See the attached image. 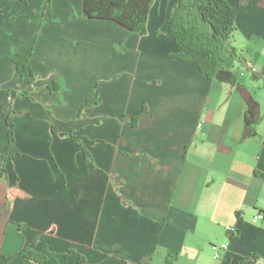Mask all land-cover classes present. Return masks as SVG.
I'll return each instance as SVG.
<instances>
[{
  "label": "crops",
  "instance_id": "obj_1",
  "mask_svg": "<svg viewBox=\"0 0 264 264\" xmlns=\"http://www.w3.org/2000/svg\"><path fill=\"white\" fill-rule=\"evenodd\" d=\"M177 1L156 0L141 35L88 19L83 0H0V147L13 110L20 151L0 178L2 253L34 237L46 252L44 236L71 240L74 260L55 254L59 264H80L78 255L81 264L264 260V215L256 217L264 214L263 86L237 75L261 111L257 134L243 139L247 102L238 84L209 80L194 63L171 57L176 41L157 32L166 33ZM228 1L238 6L236 37L241 27L244 40L237 47L247 60L228 65L264 77V5ZM15 52L30 55L37 77L17 72ZM52 81L56 94L47 87ZM138 115L134 127L130 117ZM9 191L20 199L8 207ZM7 228L33 232L12 252ZM218 244L226 248L215 257ZM171 250L177 259L167 263ZM9 264L40 263L16 257Z\"/></svg>",
  "mask_w": 264,
  "mask_h": 264
},
{
  "label": "trees",
  "instance_id": "obj_2",
  "mask_svg": "<svg viewBox=\"0 0 264 264\" xmlns=\"http://www.w3.org/2000/svg\"><path fill=\"white\" fill-rule=\"evenodd\" d=\"M48 1L51 2V0ZM155 1L83 0L82 13L88 19L115 21L134 33L144 35L150 30L148 23L151 8H153ZM248 2L258 6L264 5V0H239V5ZM237 10L238 6L232 5L228 0H178L171 9L168 28L164 35L173 38L177 43L178 50L171 54V57L179 59V61L194 63L200 70L199 72L209 80L238 84L239 91L247 102L243 134V139H246L257 134L261 111L259 102L253 94L246 86L238 82V69L228 65L230 59L237 60L241 65L247 64L241 49L234 45L238 32ZM12 62L22 77L38 76L37 71L31 66L29 54L15 52L12 56ZM251 75L255 80L263 78V75L255 70H252ZM47 87L53 94L58 92V85L54 81L49 83ZM8 93L11 95V91L8 90ZM22 93L34 100L28 92L22 90ZM89 104L90 98L85 100L82 109L88 107ZM145 111V106H143L140 115H143ZM12 113H14L13 110L6 117L7 141L0 147V178H7L6 162L20 153L16 144L17 138L14 130L15 124L11 118ZM140 115L130 117L132 126L138 125ZM52 131L56 132V129L53 127ZM69 135L80 143V136ZM81 146L84 155L91 159V154L83 146V143ZM18 198L20 199V196H16L15 193L9 191L8 207ZM49 231L52 234L55 233L54 228H50ZM236 234L237 232L232 233V235ZM37 240L38 238L34 237L24 247L9 255L0 252V264H9L16 257L33 260L40 264H59L58 258L37 250ZM177 254V251H169L166 254L165 261L174 263ZM77 257V262H80V264L85 261V258L81 255Z\"/></svg>",
  "mask_w": 264,
  "mask_h": 264
},
{
  "label": "rangeland",
  "instance_id": "obj_3",
  "mask_svg": "<svg viewBox=\"0 0 264 264\" xmlns=\"http://www.w3.org/2000/svg\"><path fill=\"white\" fill-rule=\"evenodd\" d=\"M240 5H242V4H240ZM239 30H240V36H239V38L236 37L237 40L234 41V45L235 46L239 45V43L243 44V42H242V40H244L243 30L241 29V27H239ZM157 32L160 33V34H165V32L160 30V29H157ZM243 48L245 49V47H243ZM239 49H241V48H239ZM256 61H257V63L259 65H262L261 64L262 60H256ZM237 64H239V63H237ZM234 69H237V67H235ZM251 72L252 71H250V70L249 71L246 70V71L241 72V73H240V71H237V75L242 76L243 74L244 75L246 74V76H244L242 79L244 80V82H246L249 85L264 86L263 85L264 77L255 80L252 77ZM258 95H259V98L264 102V93H263V91H261L260 94H258ZM10 224L16 225L15 223L9 222V223H7L8 228H9ZM7 225H6V227H7ZM8 228L6 229L7 234H6V240L5 241H7L8 246L11 248L10 251H12V252L15 251L16 249H18V247L22 245V242L24 241V238L28 239L29 237H31L30 236L31 232H33V229L29 228V229L25 230V231H29L28 232L29 234L28 233L27 234L26 233H20V231H18L20 234L15 235L14 233L13 234L10 233ZM39 243H41L42 246L47 249L46 252H43V253H45L47 255L55 257V254H56V255H58L61 258V260H64L65 262H72L74 260L73 257H69V255H68L69 254L68 251L71 248L67 247V245L68 246L71 245V240H69L66 243L65 241L63 242V240H60V239L59 240L50 239V237L41 236V237H39ZM2 249H3V247H2V245H0V252H1Z\"/></svg>",
  "mask_w": 264,
  "mask_h": 264
},
{
  "label": "built area",
  "instance_id": "obj_4",
  "mask_svg": "<svg viewBox=\"0 0 264 264\" xmlns=\"http://www.w3.org/2000/svg\"><path fill=\"white\" fill-rule=\"evenodd\" d=\"M263 215L264 214L262 212H260L259 214H257L256 217L257 218H262ZM226 229H227L228 232H231V233H233L235 231V228L233 226H231V225L226 226ZM213 248L215 250V255L214 256L215 257H220L221 256V251L226 248V244H221L220 246L219 245H213ZM259 264H264V260H260Z\"/></svg>",
  "mask_w": 264,
  "mask_h": 264
}]
</instances>
